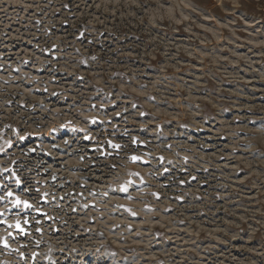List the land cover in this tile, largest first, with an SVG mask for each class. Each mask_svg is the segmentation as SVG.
I'll return each mask as SVG.
<instances>
[{"label":"rangeland","instance_id":"obj_1","mask_svg":"<svg viewBox=\"0 0 264 264\" xmlns=\"http://www.w3.org/2000/svg\"><path fill=\"white\" fill-rule=\"evenodd\" d=\"M0 264H264V0H0Z\"/></svg>","mask_w":264,"mask_h":264},{"label":"snow or ice","instance_id":"obj_2","mask_svg":"<svg viewBox=\"0 0 264 264\" xmlns=\"http://www.w3.org/2000/svg\"><path fill=\"white\" fill-rule=\"evenodd\" d=\"M131 159H132L133 161H135V160H137V159H139V158L134 156V157H132ZM122 190L126 192V191H127V188L125 187V188H123ZM18 203H19V201H18ZM25 206H26V207L28 206L26 202H25Z\"/></svg>","mask_w":264,"mask_h":264}]
</instances>
